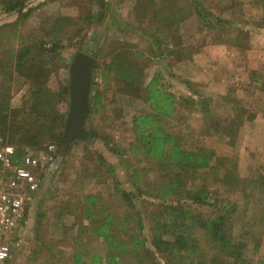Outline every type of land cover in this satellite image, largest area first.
I'll return each mask as SVG.
<instances>
[{
	"label": "rangeland",
	"instance_id": "1",
	"mask_svg": "<svg viewBox=\"0 0 264 264\" xmlns=\"http://www.w3.org/2000/svg\"><path fill=\"white\" fill-rule=\"evenodd\" d=\"M149 1L108 0L107 16L96 29L92 27L86 29L84 20L89 7L93 10L97 8L96 0H28V5H33V9L24 18L18 20L17 12L0 11V49L9 44L16 46L21 38L29 41L40 39V36L46 35L49 38L57 35L60 22L65 15L74 16V19L65 26L66 30L71 31L80 27V23H84V30L87 31V37L89 36L85 50L90 51L89 53L96 58L92 85L93 80L99 82L96 87L103 96L97 108L87 115L84 125V129L88 131L95 126L94 133L99 136L93 138L85 136L86 141L77 138L67 151L61 150L64 157L61 167L56 164L46 168L38 192L30 202L25 227L17 235L9 259L0 264H71L73 252L76 250L84 252V258L87 260L93 254H99L105 260L114 252L113 254L117 253L116 257L120 259L121 264H236L237 262L233 263L236 253H240L239 258H251V264H264V204H258L253 197L251 198L249 191L247 193L242 191L239 180L235 179L231 184L222 181L227 173L248 174L255 168L264 173V127L217 129L216 123L219 122L215 121L216 116L209 121L185 117L187 112L181 111L185 105L181 96L187 94L183 88L185 84L182 83L181 86L172 75L171 68L176 70L178 65L175 62L174 67L172 66L174 60L170 54L163 52L153 56L147 47L148 42L141 34L136 31L119 33L118 30L119 25H129L130 20L143 11L144 4ZM223 1L230 2L231 6L227 10L231 7L235 9L232 20L242 26L243 30L239 31V42L254 49L251 51V59L255 61L250 65L252 72H244L245 76L257 72V75L258 73L263 75L261 80H264V73L260 70L264 67L263 29L257 28L258 31L252 30L247 33L248 28L245 27L249 24L264 25V14L252 5L251 0ZM201 2L211 8L215 6L216 0H201ZM148 21L149 19H142L145 26L153 24ZM196 26L194 17L189 18L188 31L193 33ZM146 31L150 33L149 29ZM77 38L74 37V40ZM121 45L133 50H143V56L138 59L140 66L144 67L148 75L154 71L159 72L162 84L165 87L169 85L168 88L177 92L179 99L175 109L177 113H173L171 117H164L163 122L174 136V140L179 142L186 140V144L192 143V145L207 144L209 150H214L211 167L196 169L201 174L187 178L185 186L192 188L205 185L211 195L219 198V202L229 205L233 201L236 203L232 215L234 216L233 235L236 234L240 238L235 240L237 244L234 243L221 251V246L211 236L209 230L195 220L199 212L201 216H214L215 213L220 212V205L215 207V212L211 205L193 203L191 198L186 197L185 191H182L180 195L182 198L179 200L178 196L173 194L158 196L157 193L162 191L167 176L172 173L161 170L159 164L141 158L128 149L129 142L135 139L130 127L131 118L147 105L119 92L113 77L103 70V63L111 56L109 49ZM97 47L100 48L98 51ZM165 47L169 48L164 45ZM76 52L77 48L74 44L66 45L61 49L60 57L55 59L54 65L46 72L49 86L55 89L62 81L68 80L69 65ZM222 66L226 68V73L228 72L227 94L229 98L237 97V94H241L238 91H242L243 85L239 83L245 78L242 68L245 69L246 65L238 64L240 69L230 70L227 65ZM232 74L239 77L237 79L239 83L234 82ZM0 92L8 95L7 101L10 107L20 106L24 101L29 103L28 85L19 75H13L8 79L7 74L0 71ZM197 98H199L197 105L203 106L201 96ZM223 101H226L225 96ZM56 102L61 111L67 112L68 97L65 96L64 99L63 95H58ZM259 104L264 107V97ZM191 123L194 127H191ZM2 128L0 123V136L6 139V133L3 134ZM219 130L225 132L221 137L218 134ZM103 134L107 136L103 137ZM99 153L105 158L104 161L100 156L98 158ZM107 162L111 165L108 166ZM134 168H138L137 178L132 176ZM133 179L136 182H133ZM137 186L143 192L139 193ZM116 187L119 190H126L132 196L131 204L123 198L120 191L115 190ZM88 194L97 196V205L88 204L85 200ZM102 202L106 203L107 210L111 212H125V210L140 212L144 224L140 235L144 237V246L138 249L127 247L124 250L120 247L113 248L104 241L103 236L94 231L95 225L103 221L106 216V212L98 207ZM184 208L187 211L184 217H179L180 220L174 222L167 218L168 213L173 214ZM86 209L93 211L92 217L87 218L84 215ZM159 222H165L166 226ZM135 224L136 221H131L132 226L127 223L124 224V229L122 227L113 229L117 234H122V231L126 234L134 230ZM245 229L250 234L239 235ZM156 232L169 242L179 234L187 240L189 246L183 251L177 250L176 245L172 244L173 254H166L160 250L161 248L158 249L152 244L153 234ZM257 238L260 244L254 250V240ZM199 261L201 263H198Z\"/></svg>",
	"mask_w": 264,
	"mask_h": 264
},
{
	"label": "trees",
	"instance_id": "2",
	"mask_svg": "<svg viewBox=\"0 0 264 264\" xmlns=\"http://www.w3.org/2000/svg\"><path fill=\"white\" fill-rule=\"evenodd\" d=\"M135 1L143 2V0ZM251 1L252 5L264 14V0ZM96 2L97 8L93 10L89 7L84 16L87 25L86 29L88 27L96 29L107 16L109 8L108 0H96ZM27 5L28 0H0V11L17 12L18 20L24 18L32 11L33 5ZM144 6L143 11L136 14L130 20L129 25H119L118 30L119 33L136 31L141 34L148 42L147 47L153 56H158L163 52L172 56L177 52L175 47L182 45L186 41L188 43H195L199 48H202L208 42L218 43L233 39L238 42L240 41L239 31L243 29L241 24L232 20L233 15H229L235 10L232 7L227 10L231 6L230 2L216 0L215 6L210 8L203 5L201 0H150ZM191 17H194L197 25L193 29V33L188 31V20ZM72 19H74V16H63L57 35L55 34L49 38L46 35L44 37L40 36V39H30L29 41L22 40L21 38L20 43L16 46L9 44L0 49V71L6 73L8 79L13 75L23 77L24 82L29 88V103L24 101L20 106L15 107L8 106V95L5 93L1 94L0 92V123L3 126L1 131L3 134L6 133V139L0 136V144L11 143L16 148L30 147L32 150L37 151L47 143H55L57 155L56 160L51 166L57 164L59 167L64 162L61 150L67 151L77 138L86 141L85 136L93 138L98 135L94 133L95 126H92L93 128L89 131L83 127L80 136H71L65 139L63 131L66 111L59 109L56 97L58 95H63L64 99L65 96L66 98L68 97V80L62 81L60 86L55 89L47 84L46 72L48 68L54 65L55 59L60 57V51L64 46L74 44L77 51L85 50L89 37H87V31L84 30L85 24L80 23V27L71 31L66 30L65 26ZM142 19H149L148 22H153V24L145 26ZM147 29L150 30V33H147ZM74 37L78 38L74 40ZM47 43L49 44L47 45ZM164 45L169 48H164ZM99 49L97 47L96 50L98 51ZM109 53H111V56L109 60L103 63V70L113 77L112 79L118 91L147 105L131 118L130 127L135 135V139L129 142L128 149L132 153L140 155L141 158L143 157L152 160L157 165L159 164L161 170H167L168 173H172L167 176L166 181L162 185V191L157 193V195L165 197L166 195L173 194L174 196H178L179 200L182 198L180 196L182 191H185L186 197L191 198L193 203L211 205L215 212V207L220 205V212L215 213L214 216H201L202 214L199 212L195 220L209 230L211 236L221 246V251H224L234 243L237 244L235 240H239L240 238L236 234L233 235L234 216L232 215L235 211L236 203L233 201L229 205L219 202V198L211 195L210 190L205 185L192 188L185 186L187 178H194L201 174L196 169L211 167L212 151L214 150L212 148H210L212 151L209 150V146L204 144L192 145V143L186 144V140H182L183 142L175 141L174 136L163 125L164 117H171L175 111V104L179 102L177 92L168 88L169 85L165 87L162 84L159 72L154 71L148 75L144 67L140 66L138 59L143 56V50H133L121 45L118 47L112 46L109 49ZM95 65L96 62L93 66V72L96 69ZM172 75L175 76L174 74ZM175 77L186 86H190L188 79ZM98 83L96 80H93V85L91 84L92 88L90 87L89 99L91 109H89L88 114L91 110L94 111L103 100L101 91L96 87ZM191 89L193 91V88ZM197 91L201 92V90ZM194 95L190 93L181 96L182 102L192 105L195 101ZM234 124L233 117V121L230 123V128L228 129H236ZM221 133L225 134L224 131ZM106 136V134H103V137ZM97 156L98 158L100 156L102 160L105 159L101 153L97 154ZM107 163L108 166L111 165L109 162ZM137 169L134 168L132 170V176H136V178L139 177ZM223 177L222 181L229 184L233 183L235 179L239 180V187L242 191L245 193L249 191L251 198L253 197L258 204H264V173L258 168H255L252 173H227ZM133 182H136V180L133 179ZM137 187L139 193L143 192L139 186ZM115 190L120 191L123 198L129 204L132 203V196L126 190H119L118 187ZM85 198L88 204L97 205L96 195L88 194ZM98 207L106 212V216L103 221L95 225L94 231L103 236L107 244L113 248L120 247L123 250L127 249V247L138 249L144 246V237L140 235V230L144 227V224L139 211L132 212L125 210V212H111L107 210L105 202H102ZM186 211L184 208L179 209L173 214L170 212L167 214V218L175 222L176 220H180L179 217H184ZM93 214V211L90 209H86L84 213L87 218L92 217ZM131 221H136V224L134 230H131L130 233L123 234L124 231H122V234H117L115 229H113L117 227L124 229V224L127 223L132 226ZM159 223L166 226L165 222ZM249 234L248 230L245 229L239 235L245 236ZM254 241L255 250L259 247L260 240L257 238ZM152 244L158 249L161 248L160 250L166 254H173L172 244L176 245L177 250L182 249L183 251H186V248L189 246L187 240L179 234L169 242L163 239L161 234L157 232L153 234ZM113 253L105 260L99 254H93L87 260L84 258V252L76 250L73 252L71 264H121L120 259L116 257L117 253ZM239 255L240 253H236L233 263H252L251 258H239ZM9 257L5 260L9 259ZM198 263H201V261Z\"/></svg>",
	"mask_w": 264,
	"mask_h": 264
},
{
	"label": "crops",
	"instance_id": "3",
	"mask_svg": "<svg viewBox=\"0 0 264 264\" xmlns=\"http://www.w3.org/2000/svg\"><path fill=\"white\" fill-rule=\"evenodd\" d=\"M229 15L232 16L233 12ZM249 25L245 26L248 28L247 33L252 30L258 31L257 28H261L264 34L263 24ZM248 46L241 45L240 42L233 39L218 43L208 42L202 48L196 46L195 43H184L175 47L177 52L171 56L174 60L172 66L174 67L175 62L178 66L176 70L171 68V72L175 76L188 79L190 86L185 85L183 88L187 94H195L194 103L192 105L185 104L181 109V111L187 112L185 116L187 119L189 117L192 120L209 121L210 118L216 116L215 121L219 122V124L216 123L217 129L230 128L233 117L236 129L239 127L240 129L264 127V107L259 104L261 98L264 97V85H262L264 80H261L263 75L261 73L257 75V72L254 75L247 74L245 76L244 74V72H252L250 65L255 62L254 59H251V51L254 49ZM238 64L246 65L245 69L242 68V74L245 76L243 82L241 80L239 83L237 80L239 77L232 74L234 82L243 85L242 91H238L241 94H237V97L230 96L229 98L227 94L228 72L226 73V68H223L222 65H227L230 70L240 69ZM260 70L263 71V68ZM177 81L182 86L183 82L178 79ZM196 90H201V92H196ZM198 96H201L203 106L197 105ZM224 96L226 101H223ZM176 104L175 109L177 108ZM175 112L177 113L176 110ZM211 121L214 120L211 119ZM260 123L262 125H257ZM191 127H194V124L191 123ZM218 134L221 137L220 130Z\"/></svg>",
	"mask_w": 264,
	"mask_h": 264
},
{
	"label": "built area",
	"instance_id": "4",
	"mask_svg": "<svg viewBox=\"0 0 264 264\" xmlns=\"http://www.w3.org/2000/svg\"><path fill=\"white\" fill-rule=\"evenodd\" d=\"M56 151L55 143L37 151L0 144V262L11 255L12 245L25 227L30 202L40 187L41 174L56 160Z\"/></svg>",
	"mask_w": 264,
	"mask_h": 264
},
{
	"label": "water",
	"instance_id": "5",
	"mask_svg": "<svg viewBox=\"0 0 264 264\" xmlns=\"http://www.w3.org/2000/svg\"><path fill=\"white\" fill-rule=\"evenodd\" d=\"M96 58L86 50L77 51L68 71V110L65 115L64 138L80 136L90 109L89 92Z\"/></svg>",
	"mask_w": 264,
	"mask_h": 264
}]
</instances>
